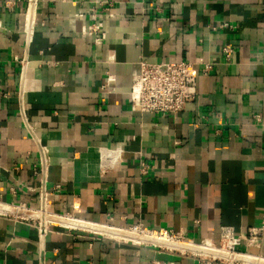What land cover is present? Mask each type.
Wrapping results in <instances>:
<instances>
[{
    "label": "crops",
    "instance_id": "crops-1",
    "mask_svg": "<svg viewBox=\"0 0 264 264\" xmlns=\"http://www.w3.org/2000/svg\"><path fill=\"white\" fill-rule=\"evenodd\" d=\"M95 2L100 43L82 32ZM109 7L115 20L105 17ZM223 21L233 33L212 29ZM224 46L234 50L231 63ZM140 59L211 64L198 74L195 111H134L129 90ZM18 89L27 128L17 116ZM253 115L264 118V0H0V203L34 212L0 216V264H196L190 252L88 226L140 223L182 231L193 243H217L221 227L257 226L264 127ZM38 144L49 150L46 217L78 223L46 220L54 225L43 242ZM247 252L264 259V239Z\"/></svg>",
    "mask_w": 264,
    "mask_h": 264
},
{
    "label": "built area",
    "instance_id": "built-area-1",
    "mask_svg": "<svg viewBox=\"0 0 264 264\" xmlns=\"http://www.w3.org/2000/svg\"><path fill=\"white\" fill-rule=\"evenodd\" d=\"M19 1V0H17ZM215 1V0H207ZM101 3L95 2L94 8L91 9L90 18L93 24L82 29L84 34L92 37L94 42L100 43L104 34L102 33L103 25L101 15H97L96 7ZM105 17L110 20L117 18L114 9L104 10ZM213 30H219L226 33H233L234 27L228 22H221ZM100 34V37H95ZM224 62L231 63L234 50L230 46H224L221 49ZM27 61H21V77L27 67ZM137 73L132 79L129 90V102L131 108L140 114H151L159 117L173 116L181 112H193L196 109L197 101V77L198 74H207L211 70V64L205 63L201 69H196L194 65L188 62H160L150 63L140 59L137 63ZM109 79H105L103 85L104 90L109 86ZM18 109L17 116L21 123L27 128L28 121L25 114L22 92L18 89ZM252 119L256 125L264 127V118L260 115H253ZM141 171L147 169L145 163H139ZM49 168V150L47 147L38 144L37 158L33 165V173L38 177L37 192L39 199V208L37 209V238L43 242L50 225L46 221L47 215V172ZM55 188H53L54 190ZM34 212L23 204H5L0 203V216L11 217L16 220H24L25 218H33ZM58 218V217H53ZM61 218V217H60ZM61 219L72 220L69 216H63ZM75 221V220H74ZM113 229V228H112ZM128 235L132 241L128 243L141 245L153 244L156 239H164L166 241H174L179 243H188L190 245L205 249L197 250L190 253L196 260V264H257L258 260L263 258L250 255L248 248H259L264 239V220L257 226L247 228L244 231H235L231 227H221L218 233V242L214 243L210 240H203L199 243H193L184 237L182 231L158 230L155 231L140 223L132 225L126 229H115ZM125 241V240H120ZM242 248L241 250L239 248ZM236 256L249 257V263H241L235 260ZM39 264H45L40 262ZM86 264H94L89 259ZM158 264V263H154Z\"/></svg>",
    "mask_w": 264,
    "mask_h": 264
},
{
    "label": "bare ground",
    "instance_id": "bare-ground-1",
    "mask_svg": "<svg viewBox=\"0 0 264 264\" xmlns=\"http://www.w3.org/2000/svg\"><path fill=\"white\" fill-rule=\"evenodd\" d=\"M48 221L50 222H63L64 224H67L69 226H74V225H78L77 222L75 221H72V220H60V219H57V218H49L47 217ZM90 227L89 229H92L96 232H99L100 234L102 235H105L109 238H114V237H118V238H124V239H131L128 235L124 234V233H121L120 231H117L115 229H112V228H109V227H106V226H98V225H90L88 226ZM155 244H158L160 246H165V247H168V248H171V249H175V250H178L180 252H194V251H197V250H203L205 251V249L203 248H200V247H196V246H193V245H190V244H186V243H179V242H174V241H166L164 239H156L154 241ZM250 258L249 257H245V256H236L235 257V260L238 261V262H243V263H249L251 260H249ZM256 263V262H255ZM257 264H264V260H258Z\"/></svg>",
    "mask_w": 264,
    "mask_h": 264
},
{
    "label": "rangeland",
    "instance_id": "rangeland-1",
    "mask_svg": "<svg viewBox=\"0 0 264 264\" xmlns=\"http://www.w3.org/2000/svg\"><path fill=\"white\" fill-rule=\"evenodd\" d=\"M127 240H130V239H127ZM257 263V262H256Z\"/></svg>",
    "mask_w": 264,
    "mask_h": 264
}]
</instances>
